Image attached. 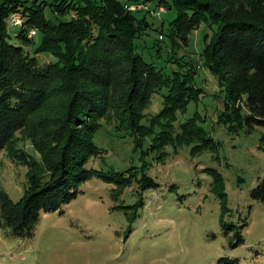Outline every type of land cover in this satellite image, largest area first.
<instances>
[{"label": "trees", "instance_id": "obj_1", "mask_svg": "<svg viewBox=\"0 0 264 264\" xmlns=\"http://www.w3.org/2000/svg\"><path fill=\"white\" fill-rule=\"evenodd\" d=\"M154 2L177 13L167 32L164 23L157 29L174 57L200 25L216 27L210 41L205 38L202 64L224 96L217 122L230 133L264 127V0H250L251 10L238 0H0V153L28 168L19 201L0 187V229L17 239L32 238L41 217L62 212L93 177L115 184V199L137 183L138 201L120 209L134 208L132 219L138 218L144 193L159 186L146 173V163L141 172L86 167L103 153L94 141L103 121L132 137L136 149L148 140L143 156L157 153L164 160L168 147L177 152L190 146L193 154L217 150L199 113L179 122L204 93L195 83L199 67L176 58L179 69L167 74L137 52V41L153 24L149 10L129 7ZM17 13L23 25L13 37L8 21ZM33 29L41 35L39 43L29 37ZM44 54L55 60L42 63L38 57ZM155 94L162 96L163 107L145 123ZM21 140L30 142L40 159L20 147ZM208 171L223 183L219 172ZM219 195L225 209L226 194ZM251 196L264 202V179ZM221 225L225 234L236 230L235 247L244 242L243 226L224 219Z\"/></svg>", "mask_w": 264, "mask_h": 264}, {"label": "rangeland", "instance_id": "obj_2", "mask_svg": "<svg viewBox=\"0 0 264 264\" xmlns=\"http://www.w3.org/2000/svg\"><path fill=\"white\" fill-rule=\"evenodd\" d=\"M238 1L251 10L250 0ZM129 10L150 11L148 20L153 25L148 35L137 41V52L148 62L167 74L179 69L176 58L199 67L195 83L204 93L188 105L179 122L199 113L205 119L201 125L218 143L217 150L193 154L190 146L177 152L168 147L164 160L158 159L157 153L143 156L148 140L143 149H136L132 137L103 121L94 138L103 153L86 167L105 172L136 168L141 172L146 163V173L159 186L144 193L145 207L138 218L132 219L134 208L120 209L138 201L137 183L115 199L117 186L93 177L81 185L79 196L62 212L43 215L32 238L17 239L0 229V264H227L220 262L222 258L238 259L239 264H264V202L251 196L264 179V127L251 133L246 129L230 133L217 122L224 96L217 79L202 64L205 38L210 41L216 27L200 25L174 57L157 29L164 23L167 32L176 11L158 7L156 2L133 4ZM48 14L54 19L49 10ZM22 25L21 14L10 16L8 27L13 37ZM36 33L31 30L29 37L39 43L41 35ZM12 41L19 43L15 38ZM38 58L42 63L55 60L49 54ZM162 107V96L155 94L145 111V123ZM19 146L40 159L30 142L21 140ZM209 169L222 175L221 185ZM27 172V166L15 162L6 151L0 153V187L15 202L23 197ZM222 192L226 194L225 209ZM222 219L243 226L244 242L239 246L233 245L236 230L225 234Z\"/></svg>", "mask_w": 264, "mask_h": 264}]
</instances>
